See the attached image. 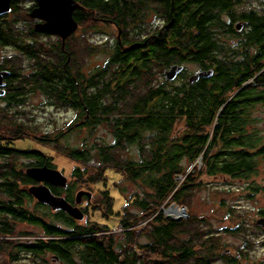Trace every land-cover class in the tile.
<instances>
[{"label": "trees", "instance_id": "trees-1", "mask_svg": "<svg viewBox=\"0 0 264 264\" xmlns=\"http://www.w3.org/2000/svg\"><path fill=\"white\" fill-rule=\"evenodd\" d=\"M78 1L82 7L75 14L80 25L117 27L118 37L111 47L85 44L87 27L79 37L73 33L63 43L60 36L37 32L32 26L21 29L17 9L12 12L16 16L0 18L1 45L25 54L30 65L27 74H21L13 60L2 67L11 76L0 123H15L12 128L17 135L34 131L23 120L26 108H18L30 95L41 93L52 106L74 111L65 128L40 137L77 163L71 173L74 180L66 188L51 186L55 194L76 204L80 184L105 181L109 168L136 183L141 192L127 198L119 235L107 224L82 222L61 209L51 211L35 202L28 186L34 180L27 170L45 165L57 168L52 157L39 149L14 147L10 138L0 135V264H213L218 257L217 238L204 237L198 227L200 217L191 213L177 221L165 216L160 207L166 201L187 204L203 174L246 179L264 163V147L255 153L237 150L262 143L259 129L247 132L243 128L252 121V103L246 99L250 92L241 89L230 97L254 72L230 75L228 60L211 56L213 50L224 49L219 31L225 26L230 0H191V5L166 0L162 9L166 24L157 27L143 24L145 11L140 5L145 0ZM97 50L108 52L107 58L102 65L83 71L86 56ZM183 63L212 68L214 73L193 82L183 73L168 79L165 71ZM99 126L110 131L112 141L93 137ZM83 130L87 134L80 143H62ZM185 157L190 159L188 166L183 164ZM198 158L202 165L193 166ZM112 200L103 191L109 212ZM129 205L140 212H130ZM259 213L264 215V208ZM147 217L151 218L145 229L147 240L140 242L134 226ZM19 223L40 230H20ZM135 243L143 256L136 247L132 249ZM152 253L160 258L151 260Z\"/></svg>", "mask_w": 264, "mask_h": 264}, {"label": "rangeland", "instance_id": "rangeland-1", "mask_svg": "<svg viewBox=\"0 0 264 264\" xmlns=\"http://www.w3.org/2000/svg\"><path fill=\"white\" fill-rule=\"evenodd\" d=\"M16 14H18L17 23L21 26V29H28L33 25V22L29 20L31 18L26 14L25 10L20 11L19 9ZM85 27L87 26L80 25L74 34L79 37ZM86 32L88 40L84 43L87 45L90 44L98 49L105 46V44H107L108 48L111 47L118 37V29L114 24H100L98 27H90L88 25ZM45 38L47 39L48 37ZM13 55H16V59ZM10 56L14 59L11 57V60H9L8 57ZM107 56L108 52L104 53V51L101 52L100 50H97L90 57L86 56L87 63L83 66V71L88 72L96 66L102 65ZM26 57L25 54L17 52L15 48L0 46V61L10 64V61L13 60V62L18 64L20 72L25 71V74L30 70V65ZM5 58L8 60L5 61ZM187 67L190 73L198 70V66L193 63H188ZM4 105L5 103L0 101V107ZM23 107L26 108L23 120L34 131L30 132L27 130L28 133L17 135L12 128L15 123L9 124V126L0 123V135L4 138L6 137V139L10 138L8 140H10L14 147L19 149H39L44 151L52 157L56 167L65 173L68 181H73L74 179L71 173L77 163L57 151L51 142L41 141L40 137L46 134L55 135L61 128H65L72 120L74 111L70 108L52 106L41 93L30 95L25 104L18 109ZM260 110L264 111V108L262 107ZM258 112L255 111L254 114ZM10 126L11 128H8ZM261 129L264 134V126L261 125ZM86 134L87 131L85 130L82 132H74L68 138L62 139V143L78 144ZM93 137H100L107 142L113 140L112 134L104 126L96 127L93 131ZM134 153L136 156L135 150ZM183 164L188 166L190 159L185 157ZM196 164L200 167L202 165V159L198 158L193 166ZM105 176L107 178L105 181L102 180L88 186H82L80 184L79 191L88 190L92 193L90 199H87V195H84L81 203L78 204L83 209L87 208L88 211L81 221L86 222L87 220H91L100 224H107L110 226L111 232L119 235L122 233L120 220L123 217L122 214L125 209L124 206L127 203V198L136 191L141 192V189L136 183L124 179L120 172H116L112 168L106 171ZM180 178L183 179L184 177L180 176ZM200 182L201 185L193 191L187 204H177L167 201L163 203L160 209L164 215L177 221L186 220L191 213L199 216L201 223L198 224V227L206 234L204 237L213 234L217 238V258H220L223 253L227 257H236L242 260L238 264H264V231L255 224V218L260 214L259 209L264 208V163L261 162L257 167V171L246 179L203 174ZM251 184L259 186V189L256 192L254 191L253 195H251L253 190L249 187ZM122 187H125L126 190L122 191L120 189ZM103 191H108L113 198L111 213L108 211V205L103 203ZM34 206L35 202L33 201L31 202V207ZM172 207L182 210L180 217L169 216L170 213L168 211ZM127 210H130V212H140L135 205H129ZM150 219L149 217L141 219L134 226L136 229V240L140 242L147 240L145 229L148 227V221ZM18 228L28 231L40 230L38 226L29 223H19ZM199 246L198 244L197 248ZM135 247L138 250L137 243L132 245V249H135ZM137 253L143 256L141 250H138ZM151 255V260L159 257L153 253ZM25 263L8 261L5 264Z\"/></svg>", "mask_w": 264, "mask_h": 264}, {"label": "flooded vegetation", "instance_id": "flooded-vegetation-1", "mask_svg": "<svg viewBox=\"0 0 264 264\" xmlns=\"http://www.w3.org/2000/svg\"><path fill=\"white\" fill-rule=\"evenodd\" d=\"M191 0H182L184 4H190ZM75 2L79 5L73 13L74 18L76 19V11L79 10L82 5L78 0ZM166 0H145L144 4L140 5L141 9H144V25L149 26H162L165 25L166 15L162 10L165 7ZM11 10L3 14H0L1 20L3 18H9L12 16L13 9L20 11L25 10L26 14L31 18L30 22H33V29L35 30V25L44 20L41 18H33L30 16V12L39 6V0H11L10 2ZM227 15L224 19L225 26L220 29L219 32H222V39L225 42L224 49L222 51L213 50L211 53L212 57H224L228 60V71L230 75L240 73L254 72L252 77H248L244 81L240 89H236L230 97L236 95L241 89L247 90L250 92L251 96H247L246 99L249 100V103H252V108L250 110L251 114L249 119L252 120L248 122L243 128L247 132H252L255 128L259 129L262 135V143L257 147L245 148L238 147L237 150H249L252 153L260 152L264 147V134L261 129V125L264 126V111L260 108H264V0H230V5L227 7ZM77 20V19H76ZM78 22V20H77ZM25 25V24H23ZM78 22V28H79ZM36 31V30H35ZM77 31V30H76ZM75 31V32H76ZM216 31V30H214ZM38 32V31H37ZM44 33V32H40ZM47 34V33H46ZM50 35V34H48ZM0 46L1 43H0ZM204 55V54H203ZM7 61V58H5ZM7 63L0 61V72L4 70H9L8 68H2ZM188 63H183V70L178 74L190 78L191 74L187 67ZM3 65V66H1ZM202 70L198 67V70ZM10 71V70H9ZM195 71V72H197ZM25 71H22L21 74H24ZM11 76L10 74L3 79L4 84L0 87L5 91L3 95H0V101H3L7 104L5 96L8 91V80ZM190 80V79H189ZM27 101V100H26ZM258 112L254 114V112ZM32 166L31 168H33ZM28 171V170H27ZM34 182H31L28 186L40 185L41 183L46 184L51 189V186H58L49 181H37L32 175H30ZM226 177L230 178L231 176ZM249 184V183H248ZM66 188V186H62ZM251 189V188H250ZM52 191V189H51ZM53 192V191H52ZM54 193V192H53ZM254 194L251 193V195ZM59 195V194H58ZM63 196V195H62ZM35 202H40L36 197H34ZM81 203V202H80ZM79 203V204H80ZM47 205L46 203H43ZM74 204V203H73ZM49 206V205H47ZM79 206V205H78ZM50 207V206H49ZM80 207V206H79ZM51 208V207H50ZM81 208V207H80ZM83 210V208H81ZM51 211H56L51 208ZM84 212V211H83ZM264 215L259 214L256 219L263 217ZM85 217V212H84ZM80 220V219H77ZM256 224V222H255ZM257 225V224H256ZM264 231L262 226L257 225ZM28 231V230H27ZM242 260L237 259L236 257H223L214 259L213 264H238Z\"/></svg>", "mask_w": 264, "mask_h": 264}, {"label": "water", "instance_id": "water-1", "mask_svg": "<svg viewBox=\"0 0 264 264\" xmlns=\"http://www.w3.org/2000/svg\"><path fill=\"white\" fill-rule=\"evenodd\" d=\"M11 0H0V14L11 10ZM79 7L75 0H39V6L30 12L33 18H41L44 21L35 25V30L50 35H58L62 38L63 43L66 38L72 35L78 29V22L74 18V11ZM183 70V65H173L165 71L168 79H174ZM214 73L212 68L203 69L193 73L190 81L198 80L200 77H211ZM10 74L9 70L0 72V87L4 84L3 79ZM5 93L0 88V95ZM28 173L37 181H49L58 186H66L68 177L59 169L48 166L33 167L28 169ZM30 193L42 203H46L54 210H64L72 217L82 220L84 218L83 210L78 206L82 197L87 195L90 199V191L80 190L76 193V204L68 201L64 196L55 194L49 186L41 183L29 187ZM170 217H172L169 214ZM256 224L264 228V216L256 219Z\"/></svg>", "mask_w": 264, "mask_h": 264}, {"label": "bare ground", "instance_id": "bare-ground-1", "mask_svg": "<svg viewBox=\"0 0 264 264\" xmlns=\"http://www.w3.org/2000/svg\"><path fill=\"white\" fill-rule=\"evenodd\" d=\"M181 211L182 210H180L179 208L172 207L171 209H169L168 213H170L172 217H180V215L182 214Z\"/></svg>", "mask_w": 264, "mask_h": 264}]
</instances>
